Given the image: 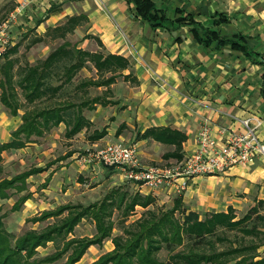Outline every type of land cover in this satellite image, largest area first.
<instances>
[{
    "label": "crops",
    "instance_id": "obj_1",
    "mask_svg": "<svg viewBox=\"0 0 264 264\" xmlns=\"http://www.w3.org/2000/svg\"><path fill=\"white\" fill-rule=\"evenodd\" d=\"M22 1L29 6L13 26V31L19 34L18 41L29 29L35 28L43 34L49 25H56L70 15L83 12L89 19L86 32L99 37L106 51L124 54L131 61L124 70L128 76L118 77L110 85V92L103 96L110 102L89 101L80 109L88 122L81 130L68 136L65 121L50 130L52 133L60 132L69 142L62 147L63 151L50 157L48 162L41 160L24 169L41 167L27 177V189L12 195L31 193L21 208L14 210L24 208L28 211L27 221L48 223L50 219L34 222L28 218L70 201L52 204L40 198L39 190L50 198L57 197L60 194L58 190L63 188L69 193L70 188H65L63 184L70 165L75 171L82 172L100 163L80 158L81 153L93 146L115 140L134 142L144 164L172 166L196 149L195 136L204 125H208L212 136L222 142L234 132L245 131L243 120L249 118L258 136L264 139V0H157L172 19L179 15V8H183L185 13L193 12L197 19L208 25L213 16L226 15L229 21L219 25L222 33L244 35L250 47L259 53L254 58L230 44L219 46L217 40L204 45L195 38L189 25L153 27L149 21L136 15V6L129 0H0V8L5 4L16 6ZM3 60L1 58L0 63ZM97 88L106 90L107 86ZM104 93L101 91L100 94ZM23 112L22 108L17 114L9 112L1 100L0 86V142L12 138V131L22 122ZM157 127L183 132L186 137L181 148L176 149L175 142L162 141L145 133ZM56 129L58 131H54ZM103 129L106 131L104 136L91 138L95 130ZM35 143L33 139L25 146L11 150L30 149ZM51 144L58 146L53 141ZM54 147L46 148L43 155L46 156ZM29 182H32L31 186ZM76 183V186L82 185L78 181ZM122 188L152 194L156 203L166 205L173 194L171 205L180 195L185 205L200 212L201 217L206 212L227 211L229 207L239 212L256 200L264 199V157L257 158L253 163L234 164L220 173L194 175L179 191L171 184L150 188L132 180ZM100 199L71 202L91 203ZM145 209L138 204L128 221L141 216ZM85 220L83 218L76 225L74 234L77 226ZM91 222H84L85 227L87 224L95 227V222ZM117 228L120 231L116 232ZM121 231L120 227H115L113 235ZM94 233L95 229L81 231L79 236H92ZM53 247V242H49L39 249H46L41 251L46 253ZM113 248L112 237L104 239L102 244L92 243L75 264H90Z\"/></svg>",
    "mask_w": 264,
    "mask_h": 264
},
{
    "label": "trees",
    "instance_id": "obj_2",
    "mask_svg": "<svg viewBox=\"0 0 264 264\" xmlns=\"http://www.w3.org/2000/svg\"><path fill=\"white\" fill-rule=\"evenodd\" d=\"M129 1L135 4L136 15L149 21L153 27L189 25L195 38L206 46L217 40L219 46L230 44L250 57L259 54L246 42L244 35L222 33L219 25L229 21L224 14L213 16L208 25L197 19L193 12L185 13L183 8L177 9L180 13L175 19L169 18L157 0ZM88 20V15L82 12L70 15L56 25H49L36 41L44 38L64 40L34 63L19 64V58L12 56L18 50L19 42L4 55L0 63L1 100L11 114H17L20 108L24 112L22 122L12 131V138L0 142V163L4 150L25 146L33 141V136L44 135L61 121L67 122L68 136L81 130L88 122L80 109L89 101L110 102L100 95L79 102L58 97L65 85L72 83L79 70L90 62L98 75L77 84L84 92H88L90 85H107L110 92V85L119 76H128L124 70L131 61L126 55L104 49L89 50L67 38ZM85 36H93L104 47L99 37L93 34ZM55 77L60 80L58 83L53 82ZM105 133V129L95 130L91 138L98 139ZM145 133L162 141L175 142L176 149L181 148L186 137L183 132L169 127L152 128ZM39 170L41 167H31L10 177H1L0 199L27 189V177ZM29 197V191L20 194L12 209L21 208ZM138 204L146 209L141 216L128 221ZM262 207L264 199H258L242 217H238L233 207L227 211L206 212L201 217L200 212L185 205L180 195L168 206L156 203L152 194L114 187L100 200L91 203L68 201L45 209L28 218L34 222L50 219L45 226L27 228L18 234L7 228L4 215L0 214V264H75L92 243L102 244L109 237H112L114 248L90 264H264V254L254 251L260 243L246 238L250 234L264 233V229L259 227V223L264 225ZM83 218L95 222L92 236L74 234L76 225ZM115 227H120L121 233L113 235ZM234 229L242 233L237 245H233L227 235ZM245 239L249 242H243ZM49 242H53V249L42 253L39 247H46ZM162 250L167 252L165 256L161 254Z\"/></svg>",
    "mask_w": 264,
    "mask_h": 264
},
{
    "label": "rangeland",
    "instance_id": "obj_3",
    "mask_svg": "<svg viewBox=\"0 0 264 264\" xmlns=\"http://www.w3.org/2000/svg\"><path fill=\"white\" fill-rule=\"evenodd\" d=\"M15 4H5L1 5L0 8V22L3 21L5 16L8 15V12L14 8ZM3 19V20H2ZM83 27L77 28L74 32H71L68 34L67 38L70 39L73 43L76 42L78 45H80L83 48L89 49V50H103L104 48L99 45L96 38L93 36H85L88 33L86 32L85 28L87 26V22L85 24H82ZM80 25V26H82ZM45 33V32H44ZM43 33V34H44ZM19 35V34H18ZM17 35V37H18ZM39 34L35 28L29 29V31H26L24 33V36L18 41L20 45L18 46V50L15 53H12V56H16L19 58V64H25L27 62H36L38 59L43 58L47 56V54L54 49L56 46H58L62 41L63 38H56V39H50V38H44V40H37V37ZM20 38V37H18ZM18 43V44H19ZM101 46V47H100ZM105 50V49H104ZM3 58V57H2ZM18 66V64H16ZM97 70L93 66V64L90 62L87 66L83 67L79 70V72L74 77V80L72 83L66 84L65 87L61 90L62 95L59 92L60 98L68 97L69 99H72L73 101H81L83 99L92 98L94 96L100 95L104 96L106 93L109 92V89L104 90L97 88L98 85H90L88 86V92H84L83 88L77 87V84L84 79L88 78H94L97 77ZM109 75V73H107ZM120 77V76H119ZM60 80L55 77L53 79L54 83H58ZM100 86H107V85H100ZM108 87V86H107ZM18 91L21 92L20 87H17ZM101 91L105 92L104 94H100ZM23 100V97L21 95L20 97ZM105 98V97H104ZM54 131H58L57 129ZM53 131H48L42 136H33L35 144L31 145L32 147L30 149L26 150H6L4 152V158L2 162L0 163V178L4 176H12L20 171H23L24 169L41 162V160L48 162V159L54 155H57L63 151L64 148H62L65 145H68L69 142L64 137L63 134L60 132L52 133ZM52 133V134H51ZM57 143L58 146L54 147L52 146L51 142ZM60 143H62V146H60ZM105 144V143H104ZM103 145V144H99ZM48 146V147H47ZM54 147L53 150H49V153L43 155L45 153L46 148ZM49 155V156H48ZM67 165H70L67 164ZM113 166V167H111ZM105 165L104 163L100 162L96 166H92L93 168H89L88 170H83L82 172L75 171L71 165L69 166V170L66 173V179L63 184L66 187L70 188L69 193H66L63 188V190H58L60 193L57 197L50 198L48 195H46L44 192L39 190V196L40 198H44L47 202H52V204L57 203L58 201H93L97 198H102L108 190H110L112 187H126L127 183H129L128 178L123 175V171L120 167L116 165ZM81 173V174H80ZM92 173H94V177H91ZM114 178V180H112ZM80 182L81 186L78 185L76 182ZM122 181V182H120ZM128 181V182H127ZM32 182H29V186H31ZM129 185V184H128ZM17 195L12 196L10 199H0V204L2 205V208L0 209V214L4 215V221L8 229L13 231L14 233H21L25 229L30 228L31 226L36 227H43L46 225L47 221H43L41 223L33 224L26 220L29 212L26 211L24 208L21 210L14 211L12 209V202L17 198ZM174 197V194L172 195L170 201H168V205H171V201ZM167 202V201H166ZM158 204H161L158 202ZM252 206V204L248 205L245 209L242 211L236 212L238 217H242L245 213L248 212L249 208ZM24 207V206H23ZM261 212L264 214V207L261 208ZM84 222H91V219L86 218L85 221H82L80 226H77L75 233L77 235L81 234V231H93L95 227H91L87 224L85 227ZM260 229H264V225L262 223H259ZM118 229V228H117ZM120 231L119 229L116 230V232ZM233 241V245H237L241 238L240 236L242 233L238 229H234L228 232L227 234ZM239 237V239H237ZM247 239L253 238V241L256 243H260L257 250H254L255 252L263 255L264 254V233H260L259 235L250 234L246 236ZM245 239L243 242L248 243L249 241ZM228 242H226V245L228 246ZM41 251H46V249H42ZM166 251L162 250L161 254L166 255Z\"/></svg>",
    "mask_w": 264,
    "mask_h": 264
},
{
    "label": "built area",
    "instance_id": "obj_4",
    "mask_svg": "<svg viewBox=\"0 0 264 264\" xmlns=\"http://www.w3.org/2000/svg\"><path fill=\"white\" fill-rule=\"evenodd\" d=\"M28 6L27 2L22 1L0 22V59L18 42L13 26L27 11ZM243 122L245 131L234 132L222 142L212 136L208 125H204L195 136L196 149L172 166L144 164L138 146L125 140L93 146L81 153L80 158L116 165L126 178L140 185L157 188L171 184L179 191L186 187L188 179L194 175L220 173L234 164L253 163L257 158L264 157V139L258 136L249 118Z\"/></svg>",
    "mask_w": 264,
    "mask_h": 264
}]
</instances>
